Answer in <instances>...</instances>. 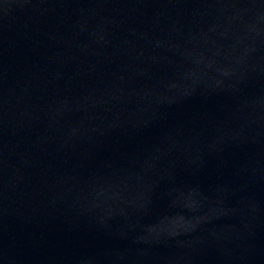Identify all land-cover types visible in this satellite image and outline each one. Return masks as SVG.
I'll list each match as a JSON object with an SVG mask.
<instances>
[{
	"label": "water",
	"instance_id": "1",
	"mask_svg": "<svg viewBox=\"0 0 264 264\" xmlns=\"http://www.w3.org/2000/svg\"><path fill=\"white\" fill-rule=\"evenodd\" d=\"M169 0H0V264H42Z\"/></svg>",
	"mask_w": 264,
	"mask_h": 264
}]
</instances>
